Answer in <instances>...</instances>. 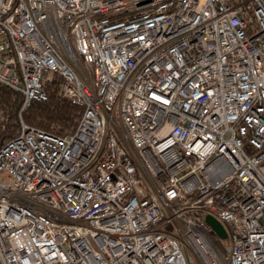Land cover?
<instances>
[{"label": "built area", "instance_id": "obj_1", "mask_svg": "<svg viewBox=\"0 0 264 264\" xmlns=\"http://www.w3.org/2000/svg\"><path fill=\"white\" fill-rule=\"evenodd\" d=\"M0 86V264H264V0H0Z\"/></svg>", "mask_w": 264, "mask_h": 264}, {"label": "trees", "instance_id": "obj_2", "mask_svg": "<svg viewBox=\"0 0 264 264\" xmlns=\"http://www.w3.org/2000/svg\"><path fill=\"white\" fill-rule=\"evenodd\" d=\"M55 83L48 86L49 98L33 102L21 113L25 124L58 135L73 131L82 116L81 106L61 98ZM21 93L0 86V145L14 137L20 126Z\"/></svg>", "mask_w": 264, "mask_h": 264}, {"label": "water", "instance_id": "obj_3", "mask_svg": "<svg viewBox=\"0 0 264 264\" xmlns=\"http://www.w3.org/2000/svg\"><path fill=\"white\" fill-rule=\"evenodd\" d=\"M206 221L212 226L214 232L218 237L222 239H226L228 237V232L224 224L219 219H217L213 215H207Z\"/></svg>", "mask_w": 264, "mask_h": 264}, {"label": "rangeland", "instance_id": "obj_4", "mask_svg": "<svg viewBox=\"0 0 264 264\" xmlns=\"http://www.w3.org/2000/svg\"><path fill=\"white\" fill-rule=\"evenodd\" d=\"M172 227H174V224H171V225L169 226V228H172ZM227 242H229V238H228V239H225V240H222V243H224V244H226ZM224 246H225V245H224ZM222 247H223V245H222ZM193 256H194V255H193ZM194 258H195L197 264H199L197 258H196L195 256H194Z\"/></svg>", "mask_w": 264, "mask_h": 264}]
</instances>
